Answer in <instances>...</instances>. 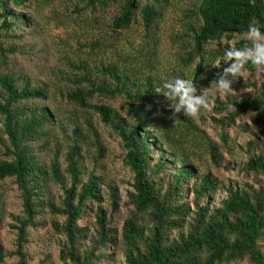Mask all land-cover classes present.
I'll list each match as a JSON object with an SVG mask.
<instances>
[{"label": "trees", "instance_id": "obj_1", "mask_svg": "<svg viewBox=\"0 0 264 264\" xmlns=\"http://www.w3.org/2000/svg\"><path fill=\"white\" fill-rule=\"evenodd\" d=\"M28 1L0 0L2 64L9 55L23 54L17 45L25 42L22 32L29 18L21 10ZM87 6L94 13L116 7L107 25L117 39L133 24L140 23L144 32L134 53L119 56L120 62L101 63L94 70L85 61L69 63L80 73L65 76L72 89L62 95L71 105L91 109L97 124L118 140L130 189L121 198L112 182L87 171L81 125L74 120L63 123L40 105L47 99L44 88L31 85L21 74L0 75V181H12L22 206L21 216L11 215L15 264L31 260L33 232L47 225L39 219L44 209L54 217L50 226L59 240L62 264H104L119 245L123 260L111 264H264V190L247 183L226 185L210 170H201L192 161L194 155H207L215 169H228L230 163L223 164L219 148L195 120L182 113L170 119L173 110L155 93L166 82L152 64L168 1L88 0ZM191 14L196 19L185 24L187 46L181 56L190 69L171 79H192L199 90L209 87L230 63L224 60L226 48L251 46L244 38L250 24L264 32V0H199ZM247 69L246 77H258L259 82L239 78L233 84L236 97L211 99L209 118L223 142L231 125L248 124L246 174L256 177L264 173V74L250 64ZM94 96L124 104L93 105ZM91 132L97 162L105 151L95 130ZM103 186L108 189L109 214L99 206ZM52 188L61 190L57 202ZM93 205L95 210L89 207ZM89 212V226L81 225ZM1 248L0 243L2 261ZM205 248L210 255L201 259L198 254Z\"/></svg>", "mask_w": 264, "mask_h": 264}, {"label": "rangeland", "instance_id": "obj_2", "mask_svg": "<svg viewBox=\"0 0 264 264\" xmlns=\"http://www.w3.org/2000/svg\"><path fill=\"white\" fill-rule=\"evenodd\" d=\"M168 6L159 21L158 42L159 48L157 56L153 60L152 66L163 80L171 79L174 75L185 76L186 70L181 62V56L187 46L186 38L182 35L186 33L185 24L195 22L196 17L191 14L199 3V0H167ZM88 0H31L25 4L26 8H13L16 11H22L29 18L27 26L23 30L24 43H19L18 49L23 54L9 55L5 64H2L0 58V75L9 72L21 74L30 80L31 85L42 87L47 92V99L40 105L55 113L60 121L68 122L77 121L85 136L82 145L85 153L84 163L87 171H94V175L103 179L104 182H112L118 189V194L123 198L126 190L130 189L129 177L130 172L123 165L121 155L122 150L118 140L113 138L106 129L97 124L96 115L91 109L80 108L71 105L62 98L66 90H71L72 86L65 80L66 75L77 74L80 71H74L69 67V63H78L85 61L89 70H94L101 63L120 62L119 56L133 54L135 48L140 44L144 32L140 23L133 24L118 39L111 34L108 23L115 14L116 7L106 9L104 12H91V6H87ZM93 6V5H92ZM190 17V18H189ZM93 42H101L103 45L99 48ZM33 46L32 49L29 48ZM22 47V48H21ZM148 72V71H147ZM241 82H259L258 77L250 76L240 78ZM239 81V82H240ZM240 82V83H241ZM250 92V91H248ZM247 92V93H248ZM216 95H212L211 99ZM91 104L104 103L113 108L122 107L121 99H102L94 96ZM168 106V104H166ZM210 111H203L199 118L195 119L197 126L206 132L209 139L219 148L222 155L223 164L228 169H215L211 164L209 157L204 155L199 159V155H194L192 161L197 164L201 170H210L220 181L226 185L234 184H251L254 189L264 190V173L254 177L252 174H246V161L249 158L244 151L245 144L250 139L249 134L244 130V122L237 121L234 126L226 130V142L220 137L218 126H214L209 118ZM97 133L104 149V154L97 162L94 161V140L90 126ZM90 140V141H89ZM63 145V143H61ZM87 152V155H86ZM199 151L195 152L196 154ZM61 172L64 165L61 166ZM105 193L103 201L100 203L102 209L107 214L110 213L109 200L106 197L108 189L101 188ZM55 195V201H58L61 190L52 188ZM103 193V194H104ZM0 243L2 245L4 258L0 264H15L16 260L12 253L16 247V231L11 226L13 224L11 215H22V206L15 185L10 180L0 181ZM219 199L216 196L215 200ZM93 210L97 206H89ZM93 212L85 217L82 222L83 226H89ZM47 225L44 228L37 229L33 232L34 243L28 249L30 261L28 264H62L58 258L59 250L56 236L50 226V220L54 219L47 209H44L40 218ZM123 219V217H122ZM122 219L116 220V225L122 222ZM59 223L61 218L56 219ZM32 230V229H31ZM119 230V227H116ZM91 233L89 230L88 235ZM52 234V236H51ZM122 249L120 245L112 252L109 260L104 264H111L113 261L118 263L123 260Z\"/></svg>", "mask_w": 264, "mask_h": 264}, {"label": "clouds", "instance_id": "obj_3", "mask_svg": "<svg viewBox=\"0 0 264 264\" xmlns=\"http://www.w3.org/2000/svg\"><path fill=\"white\" fill-rule=\"evenodd\" d=\"M254 2V0H253ZM244 38L251 46L244 48L228 47L224 50V60L230 62L221 73H217L207 88L197 89L192 79L174 77L167 80L155 93L165 98L172 112L170 119L175 120L178 114L193 120L199 118L202 110L207 112L213 107L210 103L212 95L220 97H236L238 93L233 84L239 78H245L248 72L247 65H251L258 74H264V32L256 25L250 24ZM234 107L229 104V108ZM234 237H229L233 239ZM201 259L210 255L207 248L199 254Z\"/></svg>", "mask_w": 264, "mask_h": 264}]
</instances>
